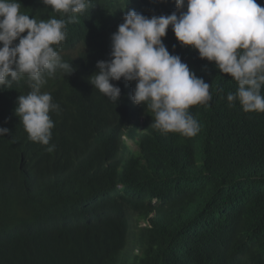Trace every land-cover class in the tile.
<instances>
[{"label":"clouds","instance_id":"1","mask_svg":"<svg viewBox=\"0 0 264 264\" xmlns=\"http://www.w3.org/2000/svg\"><path fill=\"white\" fill-rule=\"evenodd\" d=\"M37 1L61 18L37 20L21 12L18 0H0V88L18 87L13 112L28 139L42 145L44 151L43 146L49 153L55 150L50 144L55 124L51 113H58L59 105L42 88L57 81L55 76L73 77L82 56L94 51L103 50L106 56L95 66L82 67L86 72L96 71L88 82L111 102L117 103L123 95L124 115L116 119L104 116L105 124L96 136L83 138L75 147L77 152L58 154L48 166L41 165L42 170L35 156L25 152L20 157L24 178L12 180L5 188L11 194L17 190L18 197L26 193L49 203L58 199L57 194H65L84 215H69L54 224L41 221L47 224L45 233L65 239L68 234L103 231L116 237L109 261L140 264L147 245L138 241L137 230L150 226L149 220L140 219L135 209L92 218L90 213L116 206L114 201L125 196L137 166L153 177L162 173L158 172L159 159L139 151L140 144L151 135L150 127L166 141L176 134L194 137L200 126L190 109L208 106L212 100L211 86L178 55L170 54L163 39L167 31L169 36L173 33L182 47L196 50L200 59L214 63L220 73L236 82L237 91L227 95L230 107L238 102L245 113H264V6L256 0ZM136 118L142 125L136 128L145 132L141 143L128 133L127 125ZM8 134L9 129L0 127V137ZM107 144L131 148L134 154H106L111 155L108 157L100 152H106ZM40 171L49 172L54 183L38 175ZM111 171L113 186L88 187L89 180L109 176ZM156 204L157 200L153 202Z\"/></svg>","mask_w":264,"mask_h":264},{"label":"trees","instance_id":"2","mask_svg":"<svg viewBox=\"0 0 264 264\" xmlns=\"http://www.w3.org/2000/svg\"><path fill=\"white\" fill-rule=\"evenodd\" d=\"M18 2L21 12L37 20L61 18L37 0ZM256 2L264 6V0ZM163 43L170 54L178 55L211 86L209 105L190 109L200 130L191 138L176 134L166 141L150 127L151 135L140 144L139 151L159 159L158 172L162 173L153 177L137 166L125 196L114 201L116 206L94 210L90 217L135 209L140 219L149 220L150 226L137 230L138 241L147 245L140 264H264V113H245L238 102L230 107L227 95L234 94L238 87L231 77L220 73L214 63L200 59L196 50L182 47L173 33L169 36L167 31ZM104 56L103 50L83 55L73 77L55 76L57 81L42 88L59 105V112L51 113L55 123L50 141L55 150L51 153L46 146L47 153L42 145L30 141L16 119L13 101L18 87L0 88V127L9 129L8 135L0 137V264H114L109 256L116 237L103 231L77 235L80 237L68 234L65 239L45 233L47 224L41 221L54 224L69 215H84L65 194H57L58 199L49 203L26 193L18 197L17 190L11 194L5 188L12 180L24 178L20 157L25 152L35 156L42 170L41 165L48 166L58 154L77 152L75 147L83 138L96 136L105 124L104 116L116 119L124 115L123 95L117 103L111 102L88 82L96 71L82 68L95 66ZM134 120L127 125L128 133L141 143L145 132L136 128L142 126L138 118ZM100 152L134 154L131 148L117 149L108 144L106 152ZM38 175L54 183L49 172L40 171ZM114 182L111 171L109 176L89 180L88 187H108ZM155 200L157 204L153 205ZM151 215L154 217L150 219Z\"/></svg>","mask_w":264,"mask_h":264},{"label":"rangeland","instance_id":"3","mask_svg":"<svg viewBox=\"0 0 264 264\" xmlns=\"http://www.w3.org/2000/svg\"><path fill=\"white\" fill-rule=\"evenodd\" d=\"M123 142H124V140H123ZM128 145H130V146H132L133 147V144H132V142L129 140V142H128Z\"/></svg>","mask_w":264,"mask_h":264}]
</instances>
